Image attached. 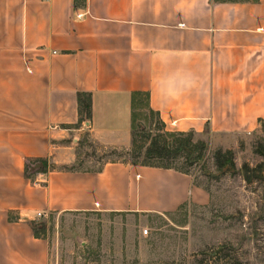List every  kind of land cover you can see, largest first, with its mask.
<instances>
[{
  "label": "crops",
  "instance_id": "0c3cea01",
  "mask_svg": "<svg viewBox=\"0 0 264 264\" xmlns=\"http://www.w3.org/2000/svg\"><path fill=\"white\" fill-rule=\"evenodd\" d=\"M78 92L90 94L89 119ZM134 92L168 130L223 147L255 131L264 0H0V264L51 263L31 226L37 211L170 214L207 202L188 173L154 165L24 175L28 159L72 161L64 143L85 128L99 144L129 146Z\"/></svg>",
  "mask_w": 264,
  "mask_h": 264
},
{
  "label": "rangeland",
  "instance_id": "374dc122",
  "mask_svg": "<svg viewBox=\"0 0 264 264\" xmlns=\"http://www.w3.org/2000/svg\"><path fill=\"white\" fill-rule=\"evenodd\" d=\"M134 112L135 145L131 140L127 147L104 146L85 128L77 139L64 143L65 156L72 155L73 160L51 162L48 167L94 171L108 161L146 163L145 148L163 127L144 97ZM197 141L205 147L195 162L184 165L183 153L169 161L204 189L206 203L188 202L170 214L92 210L36 219L39 227L43 223L42 234L50 243V264H264V121L225 147L210 136L192 134L190 142ZM217 149L232 151L233 168L217 167L213 156ZM37 167L30 163L28 172Z\"/></svg>",
  "mask_w": 264,
  "mask_h": 264
},
{
  "label": "trees",
  "instance_id": "16d2710c",
  "mask_svg": "<svg viewBox=\"0 0 264 264\" xmlns=\"http://www.w3.org/2000/svg\"><path fill=\"white\" fill-rule=\"evenodd\" d=\"M140 97H144V104L145 106L151 111L154 112L148 105V95L144 92H134L132 93L131 98V107H132V124L131 129L134 128V119H135V112L134 108L136 104L140 101ZM77 101H78V112L80 115V119L84 117L85 119H89L91 116V97L89 93L85 92H78L77 93ZM156 113V112H154ZM157 114V113H156ZM158 116V114H157ZM159 118V116H158ZM160 120V118H159ZM160 123L163 127V131L158 133L154 137L151 138L147 147L145 148V160L146 163L142 165H154L160 166L164 168H173L181 172H186L183 170L182 167H178L173 165L172 162L169 161L171 157L176 155L182 154L184 155L183 164L189 165L195 162L201 156V150L204 149L205 144L204 142L197 141L195 143H191L190 139L192 138V132H180V131H169L166 129L165 124L163 121L160 120ZM170 136L173 137L172 141H167L166 137ZM132 145H135V133H132ZM214 160L218 168L227 170L234 167L233 162V153L230 149L222 151L221 149H217L214 152ZM36 164L38 165L35 172H46L48 170V163L47 159L45 158H33L28 159L25 164V171L24 175L26 178L32 180L34 177V173H29V164ZM242 170L244 171V176L246 179H249V175L247 173L248 167L246 165L243 166ZM257 170V169H256ZM254 169V171H256ZM259 174V173H258ZM255 175L256 177H260V175ZM31 226L34 232V236L40 237L43 236L42 234V227L44 226L43 223L38 226V223L35 221L31 222Z\"/></svg>",
  "mask_w": 264,
  "mask_h": 264
},
{
  "label": "built area",
  "instance_id": "2783aa9c",
  "mask_svg": "<svg viewBox=\"0 0 264 264\" xmlns=\"http://www.w3.org/2000/svg\"><path fill=\"white\" fill-rule=\"evenodd\" d=\"M77 16L79 17V16H81V14H77ZM175 123V121H172L171 122V124H174ZM47 217V215L44 213V212H41V211H37L36 212V218L37 219H41V220H43V219H45Z\"/></svg>",
  "mask_w": 264,
  "mask_h": 264
}]
</instances>
